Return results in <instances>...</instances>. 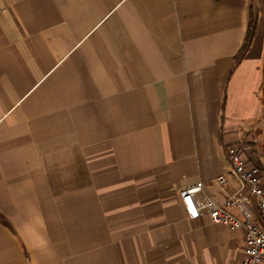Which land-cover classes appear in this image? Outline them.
Listing matches in <instances>:
<instances>
[{
	"label": "crops",
	"instance_id": "1",
	"mask_svg": "<svg viewBox=\"0 0 264 264\" xmlns=\"http://www.w3.org/2000/svg\"><path fill=\"white\" fill-rule=\"evenodd\" d=\"M236 141L264 173V0H0V264H241L179 195Z\"/></svg>",
	"mask_w": 264,
	"mask_h": 264
},
{
	"label": "built area",
	"instance_id": "2",
	"mask_svg": "<svg viewBox=\"0 0 264 264\" xmlns=\"http://www.w3.org/2000/svg\"><path fill=\"white\" fill-rule=\"evenodd\" d=\"M250 146L236 141L226 147L230 162V175L238 183L236 190L219 201L209 196L200 198L204 184L198 181L179 193L185 215L198 219L207 212L211 220L232 229H240L244 235L241 264H264V173L251 162ZM215 183L226 184L224 175Z\"/></svg>",
	"mask_w": 264,
	"mask_h": 264
},
{
	"label": "trees",
	"instance_id": "3",
	"mask_svg": "<svg viewBox=\"0 0 264 264\" xmlns=\"http://www.w3.org/2000/svg\"><path fill=\"white\" fill-rule=\"evenodd\" d=\"M253 36H254V28H253V24L250 23V25L248 27V31H247L245 39H244V42H243L240 50L238 51L237 55L235 56L236 62H239L244 57L246 52L248 51L250 44L252 42Z\"/></svg>",
	"mask_w": 264,
	"mask_h": 264
}]
</instances>
